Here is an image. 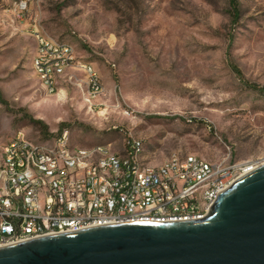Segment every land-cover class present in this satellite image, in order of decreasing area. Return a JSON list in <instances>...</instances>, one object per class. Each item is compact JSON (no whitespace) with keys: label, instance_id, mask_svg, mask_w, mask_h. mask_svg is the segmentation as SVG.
Here are the masks:
<instances>
[{"label":"rangeland","instance_id":"obj_1","mask_svg":"<svg viewBox=\"0 0 264 264\" xmlns=\"http://www.w3.org/2000/svg\"><path fill=\"white\" fill-rule=\"evenodd\" d=\"M15 2L0 0V146L67 131L113 153L138 139L155 165L264 162V0H235L236 18L229 0H35L20 21ZM38 35L94 68L91 108L73 85L45 93L31 70Z\"/></svg>","mask_w":264,"mask_h":264},{"label":"built area","instance_id":"obj_2","mask_svg":"<svg viewBox=\"0 0 264 264\" xmlns=\"http://www.w3.org/2000/svg\"><path fill=\"white\" fill-rule=\"evenodd\" d=\"M34 1L16 0L13 17L20 21ZM31 70L49 96L73 85L91 108L102 93L94 68L79 64L65 43L35 36ZM257 165L236 169L194 155L155 165L138 139L113 153L77 146L67 131L42 143L17 132L0 146V247L122 222L199 219L220 191Z\"/></svg>","mask_w":264,"mask_h":264},{"label":"water","instance_id":"obj_3","mask_svg":"<svg viewBox=\"0 0 264 264\" xmlns=\"http://www.w3.org/2000/svg\"><path fill=\"white\" fill-rule=\"evenodd\" d=\"M0 264H264V162L203 217L133 221L0 247Z\"/></svg>","mask_w":264,"mask_h":264},{"label":"trees","instance_id":"obj_4","mask_svg":"<svg viewBox=\"0 0 264 264\" xmlns=\"http://www.w3.org/2000/svg\"><path fill=\"white\" fill-rule=\"evenodd\" d=\"M229 4L231 6V9L233 11V17H237V10H236V7H235V0H229Z\"/></svg>","mask_w":264,"mask_h":264},{"label":"bare ground","instance_id":"obj_5","mask_svg":"<svg viewBox=\"0 0 264 264\" xmlns=\"http://www.w3.org/2000/svg\"><path fill=\"white\" fill-rule=\"evenodd\" d=\"M251 169V168H250ZM248 170V169H247Z\"/></svg>","mask_w":264,"mask_h":264}]
</instances>
